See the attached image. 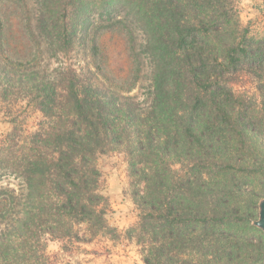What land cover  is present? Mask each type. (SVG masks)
Wrapping results in <instances>:
<instances>
[{
	"label": "trees",
	"instance_id": "1",
	"mask_svg": "<svg viewBox=\"0 0 264 264\" xmlns=\"http://www.w3.org/2000/svg\"><path fill=\"white\" fill-rule=\"evenodd\" d=\"M10 7L56 58L82 45L95 61L103 35L139 30L148 76L139 100L95 62L83 80L62 66L27 76L0 58V94L33 95L41 115L34 132L14 125L0 140V264H73L79 244L122 237L96 164L109 152L126 158L138 220L124 236L143 264H264L252 224L264 199V38L249 36L235 0H0V47ZM243 72L256 99L234 91ZM49 240L60 243L51 255Z\"/></svg>",
	"mask_w": 264,
	"mask_h": 264
},
{
	"label": "rangeland",
	"instance_id": "2",
	"mask_svg": "<svg viewBox=\"0 0 264 264\" xmlns=\"http://www.w3.org/2000/svg\"><path fill=\"white\" fill-rule=\"evenodd\" d=\"M235 8L240 23L248 30L249 36L254 39L264 38V2L235 0ZM7 11L2 12L1 16L4 31L0 58H5L4 63H11L16 65L17 69L25 70L27 76H33L31 73L35 70L40 75H52L59 67H67L76 70L81 79L89 80L93 77L92 63L95 62L105 68L102 80L106 85L119 83L120 88L126 89L135 84V90L131 94H136L139 100L147 96L148 61L140 46L143 36L139 30L132 29L130 34L129 30L119 28L103 35L95 61L89 58V53L82 45L76 46L67 55L56 58L53 52L40 51L36 45L30 43L16 24L18 18L15 17L19 15L15 9L10 7ZM14 20L15 24L11 25ZM131 37L135 40L134 43H130ZM232 84L237 93H246L254 99L257 98L256 85L246 72L236 77ZM32 97L33 95L18 97L0 94V140L14 129V125L18 130L21 129L23 134L35 131L41 115L32 102ZM96 164L101 175V192L110 205L107 222L122 234V237L114 240L103 239L96 244H79V250H74L66 260L73 264H143L140 248L134 240L124 236V232L138 220V213L130 195L126 158L120 152H109L99 155ZM260 187L259 183L254 186L255 189ZM59 247V242H46V251L50 255L58 252Z\"/></svg>",
	"mask_w": 264,
	"mask_h": 264
},
{
	"label": "water",
	"instance_id": "3",
	"mask_svg": "<svg viewBox=\"0 0 264 264\" xmlns=\"http://www.w3.org/2000/svg\"><path fill=\"white\" fill-rule=\"evenodd\" d=\"M252 224L264 233V199L260 200L258 203L257 220H255Z\"/></svg>",
	"mask_w": 264,
	"mask_h": 264
}]
</instances>
